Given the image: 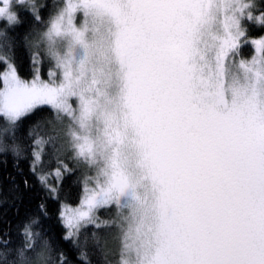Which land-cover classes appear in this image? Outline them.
I'll list each match as a JSON object with an SVG mask.
<instances>
[{"label": "snow or ice", "instance_id": "snow-or-ice-1", "mask_svg": "<svg viewBox=\"0 0 264 264\" xmlns=\"http://www.w3.org/2000/svg\"><path fill=\"white\" fill-rule=\"evenodd\" d=\"M256 28L264 0H0V205L18 217L0 213V264H264ZM78 169L58 242L49 201Z\"/></svg>", "mask_w": 264, "mask_h": 264}, {"label": "trees", "instance_id": "trees-1", "mask_svg": "<svg viewBox=\"0 0 264 264\" xmlns=\"http://www.w3.org/2000/svg\"><path fill=\"white\" fill-rule=\"evenodd\" d=\"M50 12L48 10L44 11V20L45 24L41 25V28L46 30L47 23L50 18ZM255 35L256 38H258L260 35H264V30H261L259 28L255 29ZM243 53L245 56H249L252 54V49L250 46H246L243 49ZM52 66V61L49 59H44L43 63L39 65L41 74L44 76L45 71L47 68H50ZM32 70L33 66L30 60V55L27 50L20 49L19 51V70L18 74L21 76V78L24 79H31L32 76ZM2 86V83L0 82V87ZM43 115V114H42ZM40 117H36L35 119H39ZM2 120V118H0ZM26 128L23 130L26 134ZM25 168V172H27L26 165H23ZM83 171L88 170H80L78 169L75 173H73V177L71 179H66L64 184L62 185V192H61V198L58 201H49V207L52 212V215L49 219H47L45 223V227L49 230V234L54 238L56 241H60L61 233L63 232V228L61 223L59 222L58 214L60 212L61 204H66L70 206H77L84 194V184L82 182V175L81 173ZM11 173L13 175H16V170L12 166V158L8 157V162L5 165L4 160L2 157H0V185H7L8 181L6 179L7 175ZM17 179L19 180V176H17ZM31 179V177H29ZM38 203V197L36 195L35 190L32 192H27L24 194L23 202L19 205V213L20 216H23V214L34 208L35 205ZM7 210L6 218L13 221L14 223L18 219L16 215V209L14 208H8L6 205H0V213H3ZM108 209H100L97 213V215L100 217L101 220L107 219L108 217ZM0 219H3L2 216H0ZM4 225L3 223H0V228H2ZM67 247V245H65ZM98 257H93V260H97Z\"/></svg>", "mask_w": 264, "mask_h": 264}, {"label": "rangeland", "instance_id": "rangeland-1", "mask_svg": "<svg viewBox=\"0 0 264 264\" xmlns=\"http://www.w3.org/2000/svg\"><path fill=\"white\" fill-rule=\"evenodd\" d=\"M79 23H82V15L81 14H77V24H79ZM50 70H55V62L54 61H52V66L50 68L46 69L44 76L41 74V71H40L41 78L47 80L49 78L48 74H49ZM92 174H94V172ZM83 196H84V194H83ZM83 196H82V198H81V200L77 206H70V205H66V204H61L60 211L64 210L65 207H67L68 209L79 208L81 206V201L83 199Z\"/></svg>", "mask_w": 264, "mask_h": 264}]
</instances>
